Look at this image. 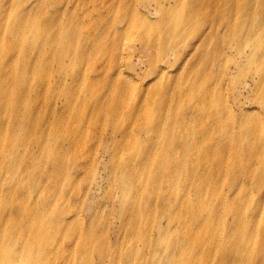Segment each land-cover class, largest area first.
Segmentation results:
<instances>
[{"label":"rangeland","instance_id":"1","mask_svg":"<svg viewBox=\"0 0 264 264\" xmlns=\"http://www.w3.org/2000/svg\"><path fill=\"white\" fill-rule=\"evenodd\" d=\"M214 1L216 0L202 2L193 0V3L202 7H207L203 5L207 2L212 4L211 15L207 22H214L213 33L217 31L218 35L223 36L225 40L229 32L231 36H236L235 31L241 23V18L245 17L241 16L238 9L241 1L242 3L245 1L249 6L253 5L252 16L261 13L257 7L259 0H232L231 8L226 10L223 7L221 13L213 6ZM21 3L28 8L29 22L32 27L41 26V35L45 30L47 32L46 38L41 43L43 52L38 54V62L43 70L49 66V72L40 73L38 76L36 89L40 90L41 97L38 104L34 106H32L34 96L31 94V87L26 85L25 97L19 111L20 116H26L24 121H17L18 124L14 125V132L21 136V145L17 149L12 147L9 159L6 155L4 156L6 166L3 167L0 164V180L3 185L1 189L7 190L8 185L18 187L16 198L4 197L0 200V210H4L5 214L12 207L23 210V214L18 213L15 227L6 226L5 220L1 224L2 233L5 235L10 231L14 239L9 245L13 252H7L10 255L0 252V264H12V262L19 264H130L125 252L126 248L128 251L131 247L128 244L130 241L140 250L132 247L133 264H143L144 261L149 264L154 243L157 242L155 227L159 223L164 227L169 225V218L165 216L167 212L158 207L159 203L155 208L152 203H149V199L153 202L157 198L156 190L145 196L149 188L148 173L142 174L138 184L128 188L127 193L121 192L119 185L123 183L122 171L127 169V161L133 172L138 171L141 174V166L148 158L143 146L150 128L148 132L138 119L145 116L148 123L157 120L156 117L161 112L162 97H157L155 93H158L163 85L170 86L171 92L178 82L184 81L187 84V79L192 81L191 84H187L189 88H195L201 84L187 76L186 69L191 61L182 72V75L185 72L184 77L181 75L176 77L172 73H160L162 75L155 78L158 69H165L166 62L177 63L176 65L179 64L182 68L185 60L182 63L180 60L188 57V55H181L182 58L174 56L172 50L164 54L162 48L164 47L161 40L162 29L167 25L170 13L173 9H177L178 4L169 0H4L0 10L3 6L9 8L10 5ZM246 13L250 14V12ZM14 14L16 16V13ZM125 17L127 26L130 19H134V26L127 27L122 36L127 47L123 51L120 50L118 54L119 70L122 74L117 79V83L122 87L109 90L108 85L114 81L116 74L101 72V69L105 64H111L112 49L109 48V43L114 25L116 24L118 28L122 27L117 23L125 20ZM10 21L12 22L11 17ZM137 25L148 28L153 36L150 41L155 46L149 54H146L153 60V66L149 64L150 60L145 57V54L141 57L137 50L141 42L135 29ZM200 25L202 24H199L197 28ZM59 30L64 36L67 35L64 42L62 36L58 38ZM205 30L208 29L200 30V33ZM195 31L189 38L195 35ZM1 33L6 35L4 29ZM2 34L0 37L3 36ZM194 39L192 38L189 43H192ZM21 44L25 47L28 43L21 42ZM232 46H228L224 54L239 61L243 60ZM60 47L64 48L62 52L64 57L60 58L58 54L54 57L51 54L48 61L41 62L47 51L53 53V50L59 51ZM244 47V52L249 54L250 45H244ZM199 52L204 55L203 49ZM193 59H197L196 55ZM220 62L222 66H225L226 58L221 56ZM189 68L198 70L200 78L205 73L203 64L190 65ZM227 71L232 75L227 95L229 98L237 97V92L244 83V71L240 72L235 68ZM180 77L178 81L177 78ZM75 78L78 80L74 81ZM123 81H127L130 85L123 86ZM247 83L251 84L249 78ZM127 89L130 90L129 93ZM170 92L169 98L173 100L174 97ZM131 101H134L132 105ZM241 103L244 106L243 113L249 121H264V105L259 100L254 102L250 92L242 93ZM171 105L167 107V113L162 121L158 120L159 126L164 125L166 131L174 119L175 110ZM11 109L12 106H10ZM28 109L30 111L27 114ZM113 113L115 115L111 120ZM12 117L14 118L15 114H12ZM121 130H127L124 140L120 138ZM14 132L11 131L8 139L0 134L2 144L9 142L7 146H4L5 150L11 146L9 138ZM99 133L106 136L116 133L117 137L102 145L100 149L98 147L94 152L92 143ZM160 134L151 138L161 142ZM68 145L75 147V150L77 148V151H68L65 155V148ZM82 145H84L83 150H81ZM48 152L64 158L67 162L71 155L75 154L80 158L82 165L86 164L88 167L83 169L81 174L75 173L78 177L76 179H72L74 172L71 171L69 174L71 178L66 179L62 171L56 169L55 177H52L53 181L47 185L51 171V168H48V171L45 169L50 161L46 155ZM90 152H92L91 155ZM101 152L106 153V156H100ZM101 159L103 161H100ZM149 159L152 164L158 157L153 156ZM34 160L37 162L38 171ZM121 160L124 164L120 163ZM261 178H264V174ZM131 180L133 178L127 181ZM228 182L230 186L237 185L231 177ZM263 182V180L260 182L259 188L263 186ZM194 184H202L208 189L203 177L201 179L195 177ZM230 186L224 187L225 192ZM249 186L251 192L244 196L242 205V211L246 213L248 219L251 212L247 207L251 205L253 208H262L261 203L264 202V199L258 196V184L254 181ZM76 193L79 195L78 200L74 198ZM209 198L210 196L202 195L199 199L192 200V206L200 205L205 201L210 202ZM124 202H126L125 205H123ZM146 206L149 208L145 209ZM139 208L143 211H139ZM72 209L77 211V217H72L69 213ZM63 211H65L64 215H68L69 228L57 225L56 220L60 216L59 213ZM202 213L209 214L212 223H209V226L202 223L194 225V233L200 238L198 241L201 246L198 247L202 249L209 237L213 236L209 233L212 224L211 231L217 234V239L221 243H224L225 235L223 234L229 224H224L222 221L223 208L219 207L215 214L205 210H202ZM207 221L209 222L208 219ZM132 223L141 232L148 227L153 229L150 247L143 245L142 237L134 235ZM201 225L204 228H201L199 233L198 229ZM255 225L260 227L256 235L253 232ZM263 225L264 218L258 219L255 223L252 222L249 229V234L256 237L258 242L264 240ZM236 229L233 231L235 232ZM33 234L36 236L35 240L32 238ZM245 240L249 242L250 238L246 237ZM37 242H40V245L34 250ZM116 242L119 246L115 248L112 244ZM44 243L45 248L42 246ZM161 243V249H164L165 244H169L166 239ZM49 245L50 250L56 251L61 247L62 252H49L47 249ZM5 246V242H0V249ZM102 247L107 252H103ZM180 248L182 247H176L175 252H172L175 261L180 259L178 254ZM179 253H183L187 258L186 252ZM192 253H188L191 264H218L222 258H224V264L239 263L236 260L238 255L236 252L232 257L227 256V252L223 255L221 252H201L200 254L194 252L193 255ZM161 255L163 252H157L156 257L161 259ZM250 260L251 264H255L253 256Z\"/></svg>","mask_w":264,"mask_h":264},{"label":"bare ground","instance_id":"2","mask_svg":"<svg viewBox=\"0 0 264 264\" xmlns=\"http://www.w3.org/2000/svg\"><path fill=\"white\" fill-rule=\"evenodd\" d=\"M3 1L0 3V7ZM169 1H173L178 5L176 10H172L166 22L167 25L162 29L163 53L167 54L172 50L173 54H175L174 56L188 55V57L180 60L181 63L185 60L182 68H180L179 64L176 65L177 63L166 62L165 69H158L157 73H155L157 74L155 78L168 73H172L176 77L178 75L184 77L185 72L183 75L182 72L190 61L189 66L203 64L205 73L200 78L199 71L190 69L188 66L186 69L188 70V78H192L194 82H200L201 84L195 88H189L187 84H191L192 81L187 79V84L184 81H180L175 84L171 92L170 86L163 85L158 93H155L157 97H162L160 103V111L162 113L159 112L156 117L157 120H153L150 123H148V119L145 116L140 117L138 120L148 129V132L150 128V133H148L147 140L144 141L143 146L147 154L146 158L154 156L158 157V159L151 164V160L147 158L141 166V174L138 171L133 172L127 161V169L122 171L121 180H123V183L119 185V189L121 192L126 191L127 193L128 188L135 187L138 184L142 174L148 173L147 186L149 188L145 196L156 190L158 192L157 198L153 202L149 199V203H152L154 208L159 203L158 207H161L162 211L166 210L167 212L165 216L169 218V225L164 227L159 223L155 227L157 234L155 240L157 242L154 243L153 254L149 258V264H191L188 259V253L191 254V252H196L197 254L201 252H221V255L227 252L226 254L229 257H232L234 252H236L238 254L236 256L238 264H251L250 258L252 256L255 264H264V240L258 242L256 237H252L249 234L252 222L255 223L258 219L264 218V202L261 203L262 208H253L251 205L247 207L251 212L250 219L242 211L244 196L251 192L250 183L255 181L258 184V196L264 199V182L263 186L259 188L260 182L264 181V178H261L264 174V121H249L246 114L243 113L242 109L244 106L241 103V95L244 91H247L251 93L254 102L259 100L264 105V0L258 1L257 7H259L261 13L255 16H252L253 5L249 6L245 1L243 3L242 1L240 2L238 9L241 16L245 17L241 18V23L235 31L236 36H231V32H229L226 35L227 40L222 38V35L220 37L217 31L213 33L214 22H207L212 10L210 2L203 4L207 7H202V5L194 4L193 0ZM231 2L232 0H216L213 2V6L221 13L223 7L226 10L231 8ZM246 12H250V14ZM14 13H16V16ZM29 18L28 8L22 3L14 6L10 5L9 8L3 6L0 10V34H2L1 31L3 29L6 32V35L2 34L3 36L0 37V134L5 139H8L11 131L14 132V125L18 124L17 121H24L26 116H20L19 113L21 102L25 97L26 85L31 87L30 91L32 96H34L32 106H34L38 104L41 97L40 90L36 89L38 76L40 73L49 72V66L43 70L38 62V54L43 52L41 43L46 38L47 32L45 30L41 35V26L32 27ZM128 21V26L126 17L125 20L117 23V25L122 27L118 28L116 24L114 25L109 43V48L112 49V61L111 64H105L101 69V72H113L116 74L114 81L108 85L109 90L122 87L117 83V79L122 74L119 70L118 54H120V50L123 51L127 47L125 40H122L127 27L133 28L134 26V19ZM199 24L202 25L197 28ZM205 28L208 30L200 33V30ZM135 29L141 38L140 46H138L137 50L141 57H144L145 54V57L150 60L149 64L153 66V60L146 56L155 46L150 41L153 36L149 29L143 25H137ZM194 31L195 35L189 38ZM51 35L52 33L49 38ZM59 37L64 42L67 35L64 36L59 30ZM192 38H195L194 41L189 43ZM21 42L28 44L23 47ZM231 45H233L232 47L235 48L237 54L243 60L239 61L224 54L226 48L228 46L231 47ZM244 45H250L249 54L244 52ZM200 49H203L204 55L199 52ZM63 51V47H60L59 51L53 50V53L47 51L45 58L41 59V62L48 61V57L51 54L54 57L58 54L62 58L64 57ZM195 55L198 60L193 59ZM221 56L226 58L225 66H222L220 62ZM29 64L31 65L29 66ZM230 68H235L240 72L244 71L243 86L238 90L237 97L232 98L227 95L228 84L232 82V75L228 74L227 71ZM181 77L177 78V80L181 79ZM248 78L251 84L247 83ZM77 80L78 78L74 79V81ZM122 84L123 86L130 85L127 81H123ZM255 91L257 92L254 96ZM129 92L130 90L127 89V93ZM169 92L172 93L173 100L169 98ZM130 103L132 105L134 101ZM170 105L174 107L175 113L173 114V122L166 131L164 125L162 127L159 126L158 120L161 119L162 121L165 113H167V107ZM10 106H12L11 110ZM30 109H28L27 114ZM12 114H15L14 118ZM114 115L115 113L110 117L111 120ZM121 132L120 138L124 140L127 130H121ZM159 133L162 136H160L161 142L151 138L154 135H159ZM115 137H117L116 133L107 136L99 133L92 143L94 152L98 147L100 149L102 145L107 144L108 141L112 138L115 139ZM9 139L11 146L8 150H5L4 146H7L9 142L5 144L0 142V164L3 167L7 165L4 161V156L6 155L7 159H9V155L12 154V147L17 149L21 145V136L17 132L12 133ZM83 148L84 145L81 146V150ZM74 150L75 147L68 145L65 148V155L68 151ZM75 151H77V148ZM59 152H62V146ZM100 154V156H106V153L101 152ZM46 155L50 161L48 162L49 166H45V169L48 171V168H51L47 185H50L53 181L52 177H55L56 169H60L66 179L71 178L69 174L72 171L74 172L72 179H76L78 177L75 173L81 174L82 170L88 167L86 164L82 165L80 158L75 154L71 155L68 162L64 158L61 157V159L59 156L49 152ZM100 161L103 160L101 159ZM33 162L38 171L36 160ZM120 163L124 164L122 160ZM195 177L199 179L203 177L208 189L202 184L195 185ZM230 177L233 182L237 183L236 186L229 185L228 180ZM130 178H133V180L127 181ZM226 186H230L227 192L224 190ZM1 188H3V185L0 180V200L4 197L16 198L17 186L8 185L5 191ZM202 195L210 196V202L205 201L200 205L194 204L192 206V200L199 199ZM74 198L78 200V193L74 195ZM125 204L126 202L123 205ZM219 207L224 210L223 223L229 224L223 234L225 235L223 236L225 242L221 243L217 239V234L211 231L212 224L209 233L213 236L209 237L208 242L201 249L198 241L200 238L198 234L194 233V225L202 223L209 226V223H212L211 216L209 214L204 215L202 210L212 211L215 214ZM147 208L149 206L145 207V209ZM138 210L143 211L142 208ZM22 211L12 207L5 214L4 210H0V242L6 243V246L2 247L0 252H13L9 245L14 239L10 231L5 235L2 233V222L5 220L6 226L15 227L18 213L23 214ZM64 213L65 211L59 213L60 216L56 222L57 225L69 228L68 215H64ZM69 213L72 214V217H77V211L74 209L70 210ZM132 225L134 235L142 237L143 245L150 247L152 245L150 236L153 229L148 227L145 228L144 232H141L135 227L134 223ZM201 228H204V226L201 225L199 227V233ZM235 228L237 229L234 232ZM258 230H260V227L255 225L253 229L254 235L258 233ZM262 231L264 232V225ZM246 237L250 238L249 242H246ZM32 238L35 240V234L32 235ZM158 239L160 240L158 241ZM165 239L169 244H165L164 249H161V242ZM128 244L131 247L128 248V251L127 248L125 250L127 252V261L129 260L130 264H133L132 247L138 248L131 241ZM39 245L40 242H37L34 250ZM42 246L45 248V243ZM112 246L116 248L119 243L116 242ZM176 247H182L178 251L180 258L178 261H175L172 255ZM50 248L49 245L47 247L49 252H62L60 251L61 247L56 251L50 250ZM102 249L103 252H107L103 247ZM63 251L66 250L63 249ZM157 252H163L161 259L156 257ZM179 252H186L187 258L184 257L183 253ZM223 259L218 264H224ZM12 260L18 261L14 258ZM12 264L19 263L12 262ZM143 264H147V262L144 261Z\"/></svg>","mask_w":264,"mask_h":264}]
</instances>
